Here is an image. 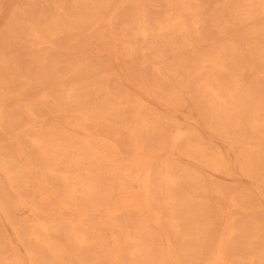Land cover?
<instances>
[{
  "label": "bare ground",
  "instance_id": "obj_1",
  "mask_svg": "<svg viewBox=\"0 0 264 264\" xmlns=\"http://www.w3.org/2000/svg\"><path fill=\"white\" fill-rule=\"evenodd\" d=\"M21 1L0 264H264V0Z\"/></svg>",
  "mask_w": 264,
  "mask_h": 264
},
{
  "label": "rangeland",
  "instance_id": "obj_2",
  "mask_svg": "<svg viewBox=\"0 0 264 264\" xmlns=\"http://www.w3.org/2000/svg\"><path fill=\"white\" fill-rule=\"evenodd\" d=\"M205 2L207 1L208 2V10L209 11H213V10H216L218 8V5L216 4L217 1L215 0H204ZM23 3V1L21 0H6V4H5V11L4 13L0 16V29L3 28L9 21L10 18L9 15H10V10L11 8L14 6V5H21V3ZM37 8L35 11V15L36 16H39L41 15V12H46V11H49V7H48V4L45 0H40L38 3H37ZM27 13V15H32V10L30 9H27L25 11ZM157 12V11H156ZM162 12H158L157 15H161ZM49 108H54V106H49ZM51 111V110H50ZM42 115H44L48 122L50 123L49 126H60L61 123H64V116H62L61 114L59 113H56L54 110H52L51 112H48V111H43L42 112ZM16 218L20 221V222H25V217L23 215H17ZM25 225V224H24ZM26 226V225H25ZM7 234V233H6ZM7 237H9V235L7 234Z\"/></svg>",
  "mask_w": 264,
  "mask_h": 264
}]
</instances>
